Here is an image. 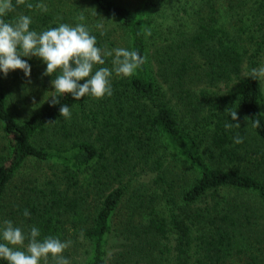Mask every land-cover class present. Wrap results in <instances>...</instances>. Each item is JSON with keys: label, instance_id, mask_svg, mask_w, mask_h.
<instances>
[{"label": "trees", "instance_id": "1", "mask_svg": "<svg viewBox=\"0 0 264 264\" xmlns=\"http://www.w3.org/2000/svg\"><path fill=\"white\" fill-rule=\"evenodd\" d=\"M87 1L146 62L131 77L113 72L111 97L66 94L51 105V92L21 120L8 103L24 72H0V222L72 240L70 264H264V90L247 76L264 62V0ZM29 2L48 11L19 6L9 19L28 15L37 32L84 23L98 47L113 46V32L77 20L67 0ZM166 6L176 23L146 37ZM21 58L34 73L42 61ZM105 60L96 67L112 69Z\"/></svg>", "mask_w": 264, "mask_h": 264}, {"label": "clouds", "instance_id": "2", "mask_svg": "<svg viewBox=\"0 0 264 264\" xmlns=\"http://www.w3.org/2000/svg\"><path fill=\"white\" fill-rule=\"evenodd\" d=\"M19 6L44 13L48 11L47 5L43 3L15 0L13 4V0H0V72L7 76L10 71L19 69L24 72L25 77H30L31 65L21 57H38L47 65L42 76L54 75L51 81L54 94L50 96L49 101L51 105L60 104L58 97L66 94L75 100L85 96L96 99L111 97L113 72L116 76L131 77L146 62V57L136 50L98 47L97 37L91 34L84 23H77L75 26L60 23L57 27L41 32L31 30L30 16L21 14L9 19V14L15 12ZM76 19L84 21L85 16L81 14ZM97 28L102 29L103 25L98 24ZM104 34V31L100 32L101 36ZM144 35L150 36L151 30L145 29ZM107 57L112 58L113 68H97V65L106 63ZM247 76L255 80L264 79V67L251 69ZM59 114L66 120H70L72 116L66 104L59 108ZM229 115L232 121L238 120L236 110L231 111ZM244 119L254 129L261 126L259 119L250 120L247 116ZM224 127L239 129L240 124L226 122ZM233 142L241 144L244 138L236 135ZM23 215L30 217L31 214L25 209ZM40 236L41 232L35 226L26 234L21 227L15 226L13 221L3 220L0 222V259L7 261V264H49V260L51 264H70V260L63 253L72 246V240L62 241L59 237L50 235L40 239Z\"/></svg>", "mask_w": 264, "mask_h": 264}, {"label": "rangeland", "instance_id": "3", "mask_svg": "<svg viewBox=\"0 0 264 264\" xmlns=\"http://www.w3.org/2000/svg\"><path fill=\"white\" fill-rule=\"evenodd\" d=\"M71 3L72 6H76L78 8L79 13H82L86 20H89V23L92 25L93 23H97L100 25H103V28H108V30H111L112 38L111 41L113 43V46L111 49L115 48H126L127 39L124 36L122 30L112 21L109 20L108 17H106L104 14L98 12L94 5H92L87 0H67ZM123 2L133 3V0H120ZM170 12V9L168 6L164 7L158 14H155V18L153 20V24H150L146 26V29H150L151 33L154 29L153 26L156 27V24L158 23L163 29L164 25L167 22H170L172 24H175L176 22L170 19V15H168ZM101 31V30H98ZM154 37L156 39L150 38L148 41V51L150 55L153 54V51L155 49V44H159V38L157 35H155V32H153ZM153 42V43H152ZM38 58V57H36ZM151 64V61H150ZM152 66V67H151ZM150 68L155 71L157 70L156 65H151ZM261 67H264V62L262 63ZM45 64H43V61H37L35 63V73L31 70V76L25 77L24 74H17L13 81L12 85V91H13V98L9 101L8 107L10 111L13 113V115L18 119L21 120L22 118L26 117L27 113L29 112V109L32 108L35 104H37L39 101H43L44 97L48 98L53 92V87L51 84V77L50 76H42V73L45 71ZM262 85L264 90V79H262ZM222 90H227L232 85L230 83L227 84H221L219 85ZM31 169H36V165L30 166ZM150 175L147 174V177L144 176L143 180L146 182ZM114 243L118 242V239H114Z\"/></svg>", "mask_w": 264, "mask_h": 264}]
</instances>
